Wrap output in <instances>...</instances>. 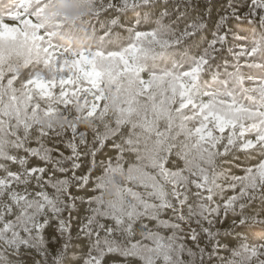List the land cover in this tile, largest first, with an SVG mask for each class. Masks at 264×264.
<instances>
[{
  "label": "snow or ice",
  "instance_id": "obj_1",
  "mask_svg": "<svg viewBox=\"0 0 264 264\" xmlns=\"http://www.w3.org/2000/svg\"><path fill=\"white\" fill-rule=\"evenodd\" d=\"M57 3L0 0V264H264V0Z\"/></svg>",
  "mask_w": 264,
  "mask_h": 264
},
{
  "label": "clouds",
  "instance_id": "obj_2",
  "mask_svg": "<svg viewBox=\"0 0 264 264\" xmlns=\"http://www.w3.org/2000/svg\"><path fill=\"white\" fill-rule=\"evenodd\" d=\"M58 11L69 20L75 18L76 10L71 4H65L63 0L58 4Z\"/></svg>",
  "mask_w": 264,
  "mask_h": 264
},
{
  "label": "trees",
  "instance_id": "obj_3",
  "mask_svg": "<svg viewBox=\"0 0 264 264\" xmlns=\"http://www.w3.org/2000/svg\"><path fill=\"white\" fill-rule=\"evenodd\" d=\"M60 2H61V0H58L57 8L55 9L56 12H59V11H58V4H59ZM63 2H64L65 4H68L69 0H63ZM65 19H66V23H68V24H71V23H73V22L75 21V18L69 20L67 17H65ZM33 146H35V145H33ZM235 171H237V173L239 174L238 170H235Z\"/></svg>",
  "mask_w": 264,
  "mask_h": 264
}]
</instances>
